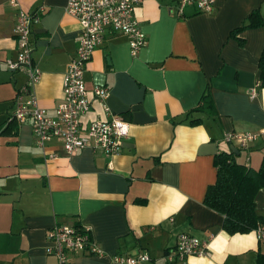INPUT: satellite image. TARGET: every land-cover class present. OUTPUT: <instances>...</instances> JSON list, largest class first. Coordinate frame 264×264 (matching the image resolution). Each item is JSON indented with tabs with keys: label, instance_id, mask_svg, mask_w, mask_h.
Segmentation results:
<instances>
[{
	"label": "crops",
	"instance_id": "crops-1",
	"mask_svg": "<svg viewBox=\"0 0 264 264\" xmlns=\"http://www.w3.org/2000/svg\"><path fill=\"white\" fill-rule=\"evenodd\" d=\"M10 1L0 0V264H58L46 253V233L56 223L87 227L105 251L72 252L68 264H110L113 254L144 252V264H264V238L254 230L228 234L223 216L203 202L219 152L231 150L255 169L264 158V138L248 150L223 138L264 128V25L242 28L255 10L264 19V0H214L208 13L190 5L182 15L175 0H146L134 9L146 37L136 56L126 35L105 31L84 84L89 93L107 87L106 106L129 125L111 156L90 147L67 155L55 138L39 146L29 118L8 120L28 73L7 65L17 58V7ZM16 1L28 12L41 9L31 26V60L40 72L32 92L52 116L80 25L65 12L67 0ZM204 94L207 103L197 110ZM90 100L84 125L108 117L92 94ZM255 210L264 215V189ZM181 233L207 241L208 254L169 262Z\"/></svg>",
	"mask_w": 264,
	"mask_h": 264
},
{
	"label": "built area",
	"instance_id": "built-area-1",
	"mask_svg": "<svg viewBox=\"0 0 264 264\" xmlns=\"http://www.w3.org/2000/svg\"><path fill=\"white\" fill-rule=\"evenodd\" d=\"M146 0H67L65 12L75 18L80 25V35L75 55L71 58L66 72L62 77V98L50 116L38 105L33 95L32 87L39 80V69L32 64L31 26L39 21L41 9L35 12L25 11L16 0L11 5L17 7L16 21L13 29L17 47V58L8 61L10 69L27 68V82L17 89L14 97L13 111L9 121L23 122L30 119L31 130L35 143L39 146L55 138L59 140L65 153L72 155L82 148H100L106 155L119 153L122 139L127 137L129 125L117 115H113L106 106L109 89L96 86L90 93L84 84V72L94 49L99 46L107 29L121 32L127 36L130 54L136 56L145 45L146 37L134 16L137 5ZM178 14H183L185 6H195L202 13L212 10L214 0H175ZM253 89L252 98L256 96ZM90 94L103 106L107 118H99L83 124L82 117L91 106ZM264 138V128L256 133L226 132L223 136L226 142L236 141L243 150H248L251 143L258 138ZM48 159H55L50 153ZM257 237L264 238V229L258 228ZM48 246L46 253L54 255L58 264H68L69 254L83 252L90 255L103 256L101 245L90 236L87 227L54 224L46 233ZM208 254V242L181 233L177 237L175 247L167 252L169 262L183 261L189 257H204ZM149 255L139 253L137 256L113 254L110 264H144L149 261Z\"/></svg>",
	"mask_w": 264,
	"mask_h": 264
},
{
	"label": "trees",
	"instance_id": "trees-1",
	"mask_svg": "<svg viewBox=\"0 0 264 264\" xmlns=\"http://www.w3.org/2000/svg\"><path fill=\"white\" fill-rule=\"evenodd\" d=\"M262 25L264 19L255 10L250 15L249 23L242 28H257ZM258 68L260 87L264 88V49L258 59ZM207 96L208 94L203 95L197 110L206 105ZM190 123L198 124L199 121L192 120ZM214 166L216 179L207 188L203 202L223 216V230L233 235L264 229V215L255 210V197L260 189H264V158L255 169L239 162L236 154L228 150L219 152L214 157Z\"/></svg>",
	"mask_w": 264,
	"mask_h": 264
},
{
	"label": "water",
	"instance_id": "water-1",
	"mask_svg": "<svg viewBox=\"0 0 264 264\" xmlns=\"http://www.w3.org/2000/svg\"><path fill=\"white\" fill-rule=\"evenodd\" d=\"M23 66H26V65H23Z\"/></svg>",
	"mask_w": 264,
	"mask_h": 264
}]
</instances>
